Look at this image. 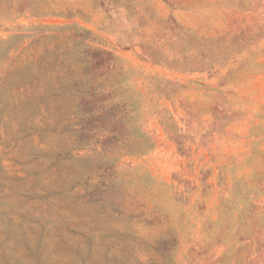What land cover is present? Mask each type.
<instances>
[{
  "label": "rangeland",
  "instance_id": "1",
  "mask_svg": "<svg viewBox=\"0 0 264 264\" xmlns=\"http://www.w3.org/2000/svg\"><path fill=\"white\" fill-rule=\"evenodd\" d=\"M0 264H264V0H0Z\"/></svg>",
  "mask_w": 264,
  "mask_h": 264
},
{
  "label": "trees",
  "instance_id": "2",
  "mask_svg": "<svg viewBox=\"0 0 264 264\" xmlns=\"http://www.w3.org/2000/svg\"><path fill=\"white\" fill-rule=\"evenodd\" d=\"M93 57L97 60V67L100 70L99 75H108V73L113 70L114 66L111 67L109 61L112 58H115L114 55L109 51L104 50H97L91 52ZM89 70V68H88ZM112 93H98L97 95L94 94L92 97H85L83 99L84 102V108L86 109V114L88 117L86 118L89 122L97 121L99 122V126L106 125L107 131L105 132L107 134V137L102 139L103 145L105 143L111 142L113 140L119 141L123 139H140L144 137V135L140 132L138 125L136 124V119L138 115H136L137 103L136 101H132L131 107L132 109L129 112H126L125 115H121L120 113H117L116 115L110 117L108 116L109 112L112 109H115L117 107V104H101L99 106V102L103 101L105 98L109 97ZM98 104V105H97ZM131 112V113H130ZM133 112V113H132ZM129 118V119H128ZM90 132H93L92 130ZM133 151L136 153H145L149 146L144 145L142 147H138L136 149V146L132 147Z\"/></svg>",
  "mask_w": 264,
  "mask_h": 264
}]
</instances>
